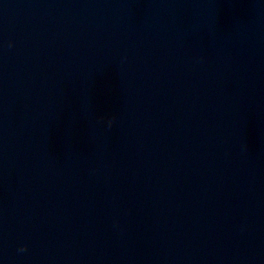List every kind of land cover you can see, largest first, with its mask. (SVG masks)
Returning <instances> with one entry per match:
<instances>
[{
  "label": "water",
  "instance_id": "1",
  "mask_svg": "<svg viewBox=\"0 0 264 264\" xmlns=\"http://www.w3.org/2000/svg\"><path fill=\"white\" fill-rule=\"evenodd\" d=\"M0 264H264V0H0Z\"/></svg>",
  "mask_w": 264,
  "mask_h": 264
},
{
  "label": "clouds",
  "instance_id": "2",
  "mask_svg": "<svg viewBox=\"0 0 264 264\" xmlns=\"http://www.w3.org/2000/svg\"><path fill=\"white\" fill-rule=\"evenodd\" d=\"M27 249H26V247H21L20 249H19V251H21V252H24V251H26Z\"/></svg>",
  "mask_w": 264,
  "mask_h": 264
}]
</instances>
